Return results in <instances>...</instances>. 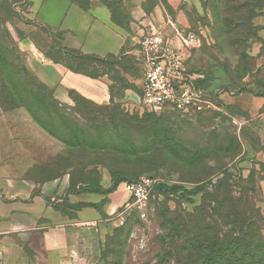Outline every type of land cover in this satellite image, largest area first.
Instances as JSON below:
<instances>
[{
    "label": "rangeland",
    "instance_id": "374dc122",
    "mask_svg": "<svg viewBox=\"0 0 264 264\" xmlns=\"http://www.w3.org/2000/svg\"><path fill=\"white\" fill-rule=\"evenodd\" d=\"M78 1L88 8H107L127 36L124 52L61 58L27 25L17 9L22 0H0L4 158L19 162L25 176L36 182L66 183L56 198L90 185L109 186L123 177L152 176L186 190L203 187L185 199L182 189L166 194L155 184L144 215L132 208L117 217L93 264H201L200 254L210 244L233 236L264 245V103L253 104L254 98H264V10L249 6L253 17L241 31L244 41L231 45L222 32L230 25L220 16L223 5L218 2L217 7L216 0H181L176 7L168 0ZM157 8L178 19L179 36L188 38L189 67L207 75L211 90L230 91L236 103L224 105L223 111L186 115L141 107V77L132 53L138 39L132 36L136 25L141 26L138 21L151 18ZM143 28L144 34L153 31L150 24ZM27 35L45 55L72 71L103 80L106 99L99 102L72 92V103L59 101L19 48ZM225 176V185L216 188Z\"/></svg>",
    "mask_w": 264,
    "mask_h": 264
},
{
    "label": "crops",
    "instance_id": "0c3cea01",
    "mask_svg": "<svg viewBox=\"0 0 264 264\" xmlns=\"http://www.w3.org/2000/svg\"><path fill=\"white\" fill-rule=\"evenodd\" d=\"M168 1L176 7L181 0ZM17 9L27 25L37 29L61 58H70L74 53L99 58L115 56L122 52L127 39L103 5L82 8L71 0H22ZM179 19L181 24L185 21ZM177 21L157 8L151 18L138 21L141 26L136 25L138 32L132 40L139 41L143 27L150 24L151 32H159L171 46L182 49ZM31 36L23 37L19 48L36 77L53 88L59 101L72 103L71 92L99 102L106 99L103 80L76 73L45 55ZM182 51L187 57L188 48ZM140 85L141 80L139 89ZM221 96L226 106L236 103L237 98L232 95ZM257 102L261 105L264 98H254L253 104ZM262 121L264 128V114ZM4 157L7 155L0 152V264L95 263L100 244L119 217L116 211L128 195L118 186L108 194L87 192L56 198V194L64 192L66 183L36 182L25 176V168L19 162ZM63 200L70 205L97 206L67 207L60 204Z\"/></svg>",
    "mask_w": 264,
    "mask_h": 264
},
{
    "label": "built area",
    "instance_id": "2783aa9c",
    "mask_svg": "<svg viewBox=\"0 0 264 264\" xmlns=\"http://www.w3.org/2000/svg\"><path fill=\"white\" fill-rule=\"evenodd\" d=\"M188 38H181L182 49L189 47ZM193 45V43H191ZM132 52L141 77L140 103L149 112L176 111L183 115L194 111H223L222 94L203 85L204 72L194 70L187 64V57L180 48H174L159 32L144 34ZM157 178L144 176L120 183L128 195L127 200L116 211L123 214L136 209L143 216L148 197Z\"/></svg>",
    "mask_w": 264,
    "mask_h": 264
},
{
    "label": "trees",
    "instance_id": "16d2710c",
    "mask_svg": "<svg viewBox=\"0 0 264 264\" xmlns=\"http://www.w3.org/2000/svg\"><path fill=\"white\" fill-rule=\"evenodd\" d=\"M72 2L77 3L82 8H88L85 6L81 1L78 0H71ZM237 0H216L217 7H219L218 2L220 5H223L222 14L220 16L223 17L225 22L230 25V27L226 28L223 32L224 38L227 42H230L232 44H240L241 41H244L242 37L241 31L245 29V26L247 24H251L250 20L253 17V13L251 14L248 10L250 5L253 4L254 7H259L260 10H264V0H240L241 2H236ZM238 7V9H234L232 7ZM225 7H229L228 9H225ZM228 16V17H227ZM221 29V28H219ZM222 35L221 31H217ZM218 33V35H219ZM246 40V39H245ZM122 52L123 49H122ZM121 53V52H120ZM83 56H91L96 57L93 55H82L78 53H74L71 55L72 57H83ZM99 58V57H97ZM137 64V62H136ZM206 75V74H205ZM203 85L205 87L208 86V77L206 75L205 80L203 81ZM72 93V92H71ZM227 107V106H226ZM176 112V111H173ZM178 114H181L179 112H176ZM136 180L135 178H118L111 181V184L107 187L99 186V185H90L85 188V190H82L79 193H100V194H108L110 192H113L116 190V188L122 183L123 181H133ZM225 182H227V177L225 176L221 181H218L216 184V188L221 187L222 185H225ZM157 189H161L166 194H170L173 192H177L178 190L182 189L180 186L176 185H167L164 183H157L156 184ZM202 186L197 185L196 187L186 190L182 189V195L185 199H187V196L198 194L200 191H202ZM221 189V188H219ZM69 193L70 191L67 190ZM228 191L226 194V197H224V201L227 199ZM217 202V200H216ZM80 205H91V206H97L96 204L88 203V204H69L66 201L63 202L62 206H71L73 208H77ZM61 206V207H62ZM57 208H61L60 206L56 205ZM219 241H216L207 248V250L200 254L202 256L201 264H264V245L262 244V241L257 242L253 238L244 237V236H233L230 238H224L222 240L218 239ZM260 246V247H259ZM191 263V261H189ZM193 263V262H192Z\"/></svg>",
    "mask_w": 264,
    "mask_h": 264
}]
</instances>
